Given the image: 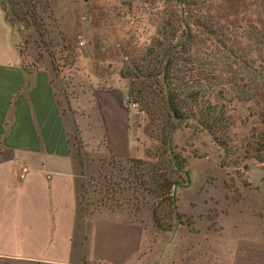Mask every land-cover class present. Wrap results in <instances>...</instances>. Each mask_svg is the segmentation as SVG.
<instances>
[{"label": "rangeland", "instance_id": "374dc122", "mask_svg": "<svg viewBox=\"0 0 264 264\" xmlns=\"http://www.w3.org/2000/svg\"><path fill=\"white\" fill-rule=\"evenodd\" d=\"M48 2V10L38 11L44 25L41 36L33 26H14L24 31L21 53L26 58L37 54L36 61L48 57L43 65L51 61L65 81L71 109L82 115L76 119L73 142L87 170L78 196L81 215L111 212L124 222L154 229L156 258L159 250H167V264H225L231 244L264 240V0H193L190 6L174 0ZM155 38L184 40L195 59L189 80L201 81L207 99L224 104L229 123L227 136H218L225 147L197 126L195 118L173 123L180 127L171 145L185 158L187 170L182 185L172 190L175 210L143 192L136 178L140 170L130 161L135 158L99 157L90 151L95 116L89 112L86 90L95 87L80 80L84 72H79L86 67L97 77L99 90L118 86L116 80L128 89L129 81L120 72L133 71ZM99 90L94 92L99 107L115 117L118 92ZM123 101L132 106L125 97ZM61 104L66 106L64 99ZM134 108V132L143 136L145 152L140 160L168 159L161 145L165 118L158 114L159 120H153L141 104Z\"/></svg>", "mask_w": 264, "mask_h": 264}, {"label": "crops", "instance_id": "0c3cea01", "mask_svg": "<svg viewBox=\"0 0 264 264\" xmlns=\"http://www.w3.org/2000/svg\"><path fill=\"white\" fill-rule=\"evenodd\" d=\"M23 43L22 27H11L0 9V264H167V250L156 258L154 229L111 212L81 215L78 196L87 170L73 142L82 115L71 109L65 81L51 61L43 65L48 57L26 58ZM80 71V80L95 87L86 90L95 116L90 151L144 159L143 136L134 132L131 119L138 112L123 101L127 89L116 80L118 86L99 90L97 77L86 67ZM97 90L118 92L115 117L99 107ZM225 262L264 264V240L231 244Z\"/></svg>", "mask_w": 264, "mask_h": 264}, {"label": "trees", "instance_id": "16d2710c", "mask_svg": "<svg viewBox=\"0 0 264 264\" xmlns=\"http://www.w3.org/2000/svg\"><path fill=\"white\" fill-rule=\"evenodd\" d=\"M48 1L0 0V7L11 27L16 23L25 29L33 26L41 36L44 25L38 11L48 10ZM174 2L177 5L194 4L193 0ZM158 34L160 36L161 32ZM260 38L261 44H264V32L260 34ZM183 41L169 43L168 40L155 38L150 51L142 57L139 65L133 66V71L120 72V77L129 81L128 103L134 106L141 104L143 111L153 120H159L156 118L158 114L165 118L161 128V145L164 147L163 154L168 159L162 158L158 163L140 159L130 161L140 170L135 172L138 173L136 178L143 192L160 202H167L172 210H175L172 190L182 185V175L187 173L185 158L175 153L171 145V136L180 127L173 123L195 118L197 126L207 131L221 147H225V143L218 140V136L226 137L229 126L224 104H219L218 100L212 103L207 99V89L202 82L197 79L189 80L195 72V59ZM80 164L83 166L82 161ZM155 216L156 213L153 212L155 222L158 223Z\"/></svg>", "mask_w": 264, "mask_h": 264}, {"label": "built area", "instance_id": "2783aa9c", "mask_svg": "<svg viewBox=\"0 0 264 264\" xmlns=\"http://www.w3.org/2000/svg\"><path fill=\"white\" fill-rule=\"evenodd\" d=\"M128 104H129V103H128ZM132 106L135 107L134 105H132ZM26 173H27V168H22L19 177H20L21 179H23Z\"/></svg>", "mask_w": 264, "mask_h": 264}, {"label": "water", "instance_id": "95a60500", "mask_svg": "<svg viewBox=\"0 0 264 264\" xmlns=\"http://www.w3.org/2000/svg\"><path fill=\"white\" fill-rule=\"evenodd\" d=\"M126 100H127V102H128V97H126Z\"/></svg>", "mask_w": 264, "mask_h": 264}]
</instances>
